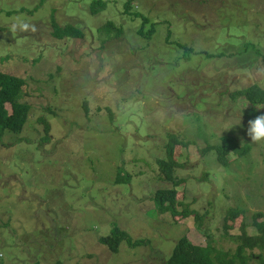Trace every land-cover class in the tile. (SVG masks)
I'll use <instances>...</instances> for the list:
<instances>
[{"label": "rangeland", "instance_id": "1", "mask_svg": "<svg viewBox=\"0 0 264 264\" xmlns=\"http://www.w3.org/2000/svg\"><path fill=\"white\" fill-rule=\"evenodd\" d=\"M93 1L0 0V72L26 81L31 106L23 129L0 141V264H162L182 235L204 246L193 216L158 214L151 201L170 186L156 162L168 134L193 142L174 147L186 163L177 200L233 251L242 220L261 212L264 222V142L247 135L264 106L234 96L264 88V0H101L91 14ZM52 18L85 38L55 39ZM109 21L118 37L99 30ZM223 136L248 147L227 166L201 152ZM115 225L151 245L111 252L98 238Z\"/></svg>", "mask_w": 264, "mask_h": 264}, {"label": "trees", "instance_id": "2", "mask_svg": "<svg viewBox=\"0 0 264 264\" xmlns=\"http://www.w3.org/2000/svg\"><path fill=\"white\" fill-rule=\"evenodd\" d=\"M130 3L131 2L127 5L125 4L124 6L126 7V13L131 12L129 10ZM105 6V2L101 0L93 1L91 14L98 13ZM132 15L135 17L137 16L135 13ZM144 21H148V19H145ZM51 27V35L57 40H63L65 38L72 40L85 38L83 31L79 27L72 24L60 26L56 23L54 18L51 19ZM119 29L120 28H116L115 24L111 21L99 28V30L105 32L106 34H110L111 31H115V37H118L120 32L122 33L121 29L120 32H117ZM138 32L141 36H146L141 31L138 30ZM152 34V31H150L147 38L151 37ZM25 85L26 81L23 78L0 72V141L5 131L19 133L23 129V126L29 117L31 106L24 100L27 96V94L24 93ZM237 95L244 97L252 105L264 106V88L259 87L256 83L245 89L237 91L234 96ZM7 105L10 106V111H8V108L6 107ZM45 125V136L48 137L50 127L47 122H45ZM192 144V141L180 139L174 134H168V140L164 144L165 157L158 159L156 162L160 178L162 177L164 181L170 183V186L168 188L157 189L153 193L151 201L153 202L154 209L158 214H168L170 218H176L178 216L182 217V219L193 216L195 218L197 229L201 231L206 238V243L204 246L195 245L191 243L186 236L182 235V237L175 244L170 256L165 259L162 264H250V261L254 259H256L258 264H264V222L259 221V219L263 217L261 212L254 213L252 215L251 225L244 220L240 222L239 234L232 237L234 243H236V247L233 251L222 250L214 245L210 233L200 229L201 218H199V215L195 211L189 209L187 204L177 200L176 188L182 183H185V179L178 178L175 172L177 169L184 168L186 163H179L175 160L174 147L179 145L186 148ZM209 150L215 151L217 161L220 165L227 166L226 156L230 151L234 150L240 155H243L247 152L248 147L238 148L234 138L223 136L221 144L207 146L205 150H201L202 155ZM204 177H206V174ZM129 179L130 176H121L116 179V183H119L122 180L129 181ZM179 207H181L180 210ZM241 214L240 209H229L223 219V228L225 230H230L232 226L229 224V221H234ZM248 226H253L256 229L257 234L250 235L246 231ZM147 241L149 242V240L145 239L133 240L127 231L120 229L116 225L111 230V235L98 238L99 244L106 246L113 253L118 251L121 243L125 242L129 247L136 248L147 245ZM255 249L260 251L259 254L253 253Z\"/></svg>", "mask_w": 264, "mask_h": 264}, {"label": "clouds", "instance_id": "3", "mask_svg": "<svg viewBox=\"0 0 264 264\" xmlns=\"http://www.w3.org/2000/svg\"><path fill=\"white\" fill-rule=\"evenodd\" d=\"M25 27H27V25H25ZM240 123L235 124L233 127ZM247 135L251 138L252 142H264V114L258 115L255 119L249 120Z\"/></svg>", "mask_w": 264, "mask_h": 264}]
</instances>
